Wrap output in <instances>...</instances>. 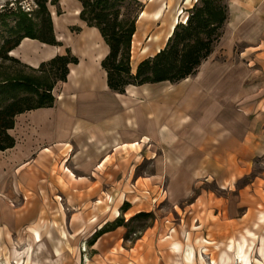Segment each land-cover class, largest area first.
Masks as SVG:
<instances>
[{
    "label": "crops",
    "instance_id": "0c3cea01",
    "mask_svg": "<svg viewBox=\"0 0 264 264\" xmlns=\"http://www.w3.org/2000/svg\"><path fill=\"white\" fill-rule=\"evenodd\" d=\"M229 3L241 11L234 14V21L249 22L245 29L252 28L250 32L237 31L245 45L239 49V60L218 63L208 58L194 75L174 83L128 85L123 93L110 90L101 66L108 45L95 26L80 19L82 5L78 0L46 3L57 45L23 38L8 53L31 68L66 51L77 58L76 63L68 65L66 79L53 86L52 106L16 115L9 131L15 144L0 151L2 159L9 158L7 173L16 183L31 191L32 197H46L59 207H55L58 223L53 222L52 227L59 235L73 231L74 236L82 238L86 232L84 239H88L89 234L115 218L114 210L120 207L125 192L127 198L130 196L131 182L142 183L145 189L146 182L152 187L161 180L158 172L148 174L140 168L146 160L156 162L157 157L165 158L178 172L186 167L189 175L183 180L188 183L201 176L205 183L215 184L221 195L236 191L240 201L236 206H244L229 210L212 205L222 203L223 198L208 188L202 195L208 197L207 204L183 209L182 223L177 224L192 229V222H197L194 224L203 235L201 244L200 239L192 243L138 238L129 252H117L110 248L116 246V239L102 254L106 264H192L203 256L208 262L239 263L235 252L242 241L228 239V225L239 230L250 223L253 230L255 225L264 224V167L254 172L258 164L264 166L258 163L259 158L264 159V0ZM144 32L136 29L133 37L137 39ZM148 40V49L153 50V39ZM160 49H154L153 54ZM3 169L0 165L1 173ZM106 190L114 191L109 193L111 203L97 205ZM15 191L19 192L18 185ZM143 192L147 194L146 190L138 192L140 199H144ZM0 193L12 196L13 191ZM105 234L93 244H101ZM29 239L31 244L39 242ZM63 239L68 240L67 236L57 238L60 242ZM195 242L218 249L214 255L202 256L196 254ZM229 245L235 248L228 250L233 253H227L225 247ZM259 245L258 238L257 251L253 254L252 248L247 254L251 264L264 263ZM188 247L192 248L191 256ZM100 256L92 255L90 264H99ZM34 261L47 264L49 260L45 256L29 260L30 264Z\"/></svg>",
    "mask_w": 264,
    "mask_h": 264
},
{
    "label": "rangeland",
    "instance_id": "374dc122",
    "mask_svg": "<svg viewBox=\"0 0 264 264\" xmlns=\"http://www.w3.org/2000/svg\"><path fill=\"white\" fill-rule=\"evenodd\" d=\"M161 2L165 4L163 16L160 19L152 20V18H150L152 17L150 15L152 13L150 10L161 4ZM184 2L185 0H123L119 4L120 17H123V19L127 21H134V32L136 29H139V23H142L141 27L143 30L146 29L143 36L140 37L138 35V38L135 39L133 37V32L131 37L129 52V69L131 74L135 73L136 66L140 61L154 55V49H148V39H152L155 35L163 31L164 19L170 21L176 10H179L177 14V23L184 24L187 17L194 12L197 14L204 4H209L212 7L219 6L225 11L227 7V17L229 16L227 22L224 21L222 27L218 30L220 33H218V37L216 38L215 33L211 34L210 39L216 40L212 42V49L209 53L210 56L208 55L206 59L210 58L211 62L218 63H234L239 60V49L241 46L244 47L245 45L241 43L237 31L239 33L242 31L250 32L252 29H245L247 25L251 24L249 22L234 21V14L239 13L240 10L230 4V0H189L186 3ZM14 8L17 10H14ZM18 8L21 11H31V18L34 21L38 20L36 15L37 7L32 0H0V44L3 38L12 35L9 26L13 25L17 16L10 15L9 12L12 10L17 13ZM142 11H145V16L138 18ZM245 12L246 11H242V13ZM7 24L8 26H6ZM170 35L165 39L164 44H162L160 48L165 46ZM146 46L148 51L142 52V48ZM4 70L7 71L5 73L10 74L16 71L20 73H30L29 69L21 65L0 60V72ZM1 155L2 154H0V165L4 167V173L0 172V190L3 192L12 190L13 194L12 196H3L0 193V260H2L0 264H22V261H25V264H30V259L31 261L32 259L38 260L42 259V256H45L47 260H49L46 262L47 264H90V257L96 254L101 255L99 264H106L102 261V254L106 253V248L109 243H112V240L116 239V246H111L110 248L112 251L116 249L117 252H129V249L133 247L134 241L138 238H146L148 241L149 238L152 240L165 238L182 239L183 241L192 240V243H194V239H200L198 242L201 244L203 235L201 232L202 230L195 226L197 222H194L195 224L192 222V229L182 228L181 226L178 227L177 224L182 223L181 218L183 209H187L191 204H194L193 206H203V203L207 204L206 200H208V197L205 196V198H202V195L204 190L208 188L213 190L217 197L220 196L223 198L222 203L215 202L212 203V205L226 207L229 210L242 209L244 207L236 206L240 204L236 196V191L233 190V192H228L226 196L221 195V191L218 187H215V184L205 183L201 176L196 177V181L188 183L183 180L189 175L186 167H182L180 172H178L168 164L165 158L157 157L156 162L146 160L142 163L140 168L141 170L145 168L148 174L158 172L161 174V180L158 183H153L152 187L146 182L145 189L142 183L131 182L129 184L130 196L127 198L128 192H125V197L123 196L116 217L106 222L110 224L119 217L122 219V225L119 226L118 230H114V228L107 231L108 233L105 232L106 234L102 236L103 238L101 237V244L98 242L93 244L94 241L92 242L90 240L93 239L94 233L100 228L96 229L91 236L89 234L87 237L88 239H84V237H86V232L81 238L79 236H74L72 233L73 231H68L70 235H68L66 231L65 233L67 235H59L56 230H53L52 227H54V223L56 224L59 218L57 215L59 207H56V205L46 197H32L31 191H25L19 183H16L12 178L13 176L7 173L9 167H6V163L9 164V158L4 156L2 159ZM259 162L264 163V159L259 158L258 163ZM261 167L264 166L258 164V166L254 168V172L260 170ZM248 178L249 177L243 179V181H237V184L234 186L241 185ZM17 185L19 192L15 191ZM21 189L23 193L20 192ZM125 190L128 191V188H125ZM145 190L147 194L143 192L144 199H140L138 192ZM187 190H189L188 194L186 196L183 195ZM106 192L107 194L104 195L102 193V198L104 200L100 197V199L95 202L97 205L109 206L111 203L109 201H112V197L109 193L114 191L106 190ZM119 195H121V193ZM124 203H128V207L121 211V207ZM55 207L57 210H55ZM130 207L131 209H129ZM71 209L74 208H70V210ZM140 212H149L151 213V217L137 216L136 214ZM68 216L69 215L66 214V217ZM91 220H93L92 217ZM30 227L37 229L39 232L40 241L38 243L35 242L31 244L29 242V238H33L32 233L29 231ZM235 229L236 227L234 225H228V239H241L242 242L246 243L243 245L246 253L250 254L253 248L254 254L257 251V247L255 246L257 239L259 238L260 241L261 239L264 240V224L259 223L258 227L255 225L253 230L251 229L250 223L244 225L242 229ZM66 236L68 240L63 239L61 242L57 240V238H65ZM198 242H195L196 246H193L196 254H202L203 256L204 253H212V255H214L216 253L215 251L218 249V247H216L210 250L208 244H202L201 246L197 245ZM102 243L104 244L102 245ZM91 244L92 246H90ZM136 248H139V246L137 245ZM225 248L227 253H233L230 251L235 249L230 245ZM132 252L135 253L136 251L133 250ZM204 259L203 256L202 259L192 262V264H239L236 262H208ZM32 264H40V262L34 261Z\"/></svg>",
    "mask_w": 264,
    "mask_h": 264
},
{
    "label": "trees",
    "instance_id": "16d2710c",
    "mask_svg": "<svg viewBox=\"0 0 264 264\" xmlns=\"http://www.w3.org/2000/svg\"><path fill=\"white\" fill-rule=\"evenodd\" d=\"M36 7L37 21L31 18V11L17 13L10 10V15L17 18L9 26V37L2 39L0 44V60L10 61L29 69L30 73L0 72V151L12 148L15 139L9 133L14 126L16 115L28 110L50 107L54 98L51 94L53 86L66 79L68 65L76 63L77 58L69 51L64 55H56L42 62L37 68H31L16 58L8 55L23 38L36 39L40 42L57 45L52 23L46 3L48 0H32ZM82 5L80 19L89 26H95L109 51L101 62L106 72L107 86L110 90L123 93L127 85H141L169 81L178 82L196 73L199 65L211 52V34L218 37L219 29L227 18V7L204 4L198 13L189 15L185 23H177L167 39L165 46L152 57L138 63L134 74L129 69V52L131 37L134 32V21L120 17L119 4L123 0H78ZM56 3L57 0H50ZM14 10H17L14 8ZM4 18V17H3ZM128 22V23H127ZM8 26V24L6 25ZM219 33V34H218ZM128 207L124 203L121 211ZM151 217L149 212L136 214ZM134 215V216H136ZM122 225L117 217L110 224L106 223L93 235L94 241L101 234Z\"/></svg>",
    "mask_w": 264,
    "mask_h": 264
},
{
    "label": "bare ground",
    "instance_id": "6f19581e",
    "mask_svg": "<svg viewBox=\"0 0 264 264\" xmlns=\"http://www.w3.org/2000/svg\"><path fill=\"white\" fill-rule=\"evenodd\" d=\"M183 1V0H181ZM189 0H185L184 3L188 2ZM164 7L165 4L161 2V4H159L158 6H156L153 10V14L152 17L154 19H160L163 16V12H164ZM179 13V10H176L175 14L172 16L170 21H167V19H164V23H163V31H161L160 33H158L157 35H155L152 39V44H153V48L154 49H159V47L164 44L165 39L171 34L175 24L177 23V14ZM142 16H145V12L142 11L140 13ZM169 18V17H168ZM142 23H139V31H145L143 30V28L141 27ZM148 51L147 47H144V49L142 50V52H146ZM114 213L117 214L118 211L114 210ZM29 231L32 233L33 235V239L36 241H40V235L39 232L37 231V229L30 227ZM245 242H242V244H240L239 246H237L236 248V256L237 259H239V264H251L249 258L247 257V253L246 250L243 248V245H245ZM189 248V255L191 256L192 253V248ZM258 252L261 256L264 257V245H263V239H261L260 241V245L258 248ZM0 262L2 263V260H0Z\"/></svg>",
    "mask_w": 264,
    "mask_h": 264
}]
</instances>
